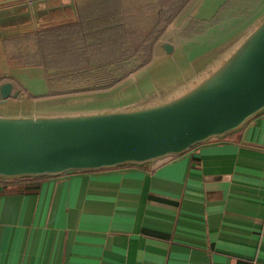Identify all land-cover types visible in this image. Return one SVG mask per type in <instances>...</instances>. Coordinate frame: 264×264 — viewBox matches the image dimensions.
<instances>
[{"label":"crops","instance_id":"obj_1","mask_svg":"<svg viewBox=\"0 0 264 264\" xmlns=\"http://www.w3.org/2000/svg\"><path fill=\"white\" fill-rule=\"evenodd\" d=\"M224 1L197 0L165 39L186 54L202 47L207 31L232 20L192 39L181 30ZM14 54L3 41L0 77L43 90L41 71L15 65ZM29 180L40 181L28 192L0 182V264H264V113L226 139L145 167Z\"/></svg>","mask_w":264,"mask_h":264},{"label":"water","instance_id":"obj_2","mask_svg":"<svg viewBox=\"0 0 264 264\" xmlns=\"http://www.w3.org/2000/svg\"><path fill=\"white\" fill-rule=\"evenodd\" d=\"M53 2L0 0V45L33 21L42 27ZM230 20L187 54L163 36L156 47L165 56L155 54L108 90L47 97L43 67H27L41 71L39 91L20 75H4L15 80L0 82V181L145 167L242 130L264 113V4L249 19Z\"/></svg>","mask_w":264,"mask_h":264},{"label":"trees","instance_id":"obj_3","mask_svg":"<svg viewBox=\"0 0 264 264\" xmlns=\"http://www.w3.org/2000/svg\"><path fill=\"white\" fill-rule=\"evenodd\" d=\"M194 0H76L73 18L14 37L18 66H43L50 94L76 95L113 88L148 66L166 31ZM264 0H225L209 19L191 20L192 39L223 21L249 19ZM16 180L22 192L40 180Z\"/></svg>","mask_w":264,"mask_h":264},{"label":"flooded vegetation","instance_id":"obj_4","mask_svg":"<svg viewBox=\"0 0 264 264\" xmlns=\"http://www.w3.org/2000/svg\"><path fill=\"white\" fill-rule=\"evenodd\" d=\"M61 1H64V2L60 3L59 0H56L52 4L47 5L48 6V7L46 6L47 8L45 7L46 12L42 15V20H41V22L43 23L42 27H38L37 23L35 21H33V24L32 23L22 24V25H25V26H28L29 24L33 25V28L31 30H26L25 32L34 31V30H36L38 28H44V27H47V26H51V25H54L56 23H60L62 21L70 20V17H74V12H73L72 8L70 7L71 6L70 0H61ZM74 4L76 6V0H74ZM71 12H72V14H70ZM63 13L67 14L66 16H63L64 18L62 17ZM76 14H77V9H76ZM61 19H65V20H61ZM57 20H59V21H57ZM22 34L23 33H21L19 35H22ZM19 35H15V36H12L10 38L4 39L5 43L8 41V42H10L11 44L14 45V47H15V54L13 56L14 58H16L18 56L19 49L16 46V44L14 43V39L13 38L16 37V36H19ZM21 67L27 68V67H43V66H21ZM46 77H47V74H46ZM10 79H13V78L3 77L0 80V82L6 81V80H10ZM47 80H48V78H47ZM49 88H50V86H49ZM23 90L28 92L25 88H23Z\"/></svg>","mask_w":264,"mask_h":264},{"label":"rangeland","instance_id":"obj_5","mask_svg":"<svg viewBox=\"0 0 264 264\" xmlns=\"http://www.w3.org/2000/svg\"><path fill=\"white\" fill-rule=\"evenodd\" d=\"M204 14H206V12H204ZM208 14V13H207ZM183 21H184V25H185V21H186V18L185 19H183ZM183 21H182V25H181V27L183 26ZM189 22V21H188ZM242 22H244V21H242ZM241 22V23H242ZM187 25V24H186ZM180 27V28H181ZM215 27V26H214ZM183 30H181V32H182ZM221 33V31L220 32H218V33H215V36L217 37L219 34ZM179 36L178 35H176V38H178Z\"/></svg>","mask_w":264,"mask_h":264},{"label":"built area","instance_id":"obj_6","mask_svg":"<svg viewBox=\"0 0 264 264\" xmlns=\"http://www.w3.org/2000/svg\"><path fill=\"white\" fill-rule=\"evenodd\" d=\"M0 182H2V181H0Z\"/></svg>","mask_w":264,"mask_h":264}]
</instances>
